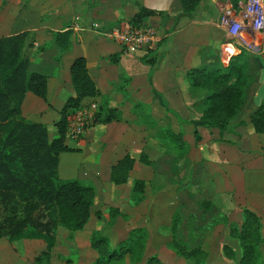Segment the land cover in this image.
I'll return each instance as SVG.
<instances>
[{
    "label": "crops",
    "instance_id": "crops-1",
    "mask_svg": "<svg viewBox=\"0 0 264 264\" xmlns=\"http://www.w3.org/2000/svg\"><path fill=\"white\" fill-rule=\"evenodd\" d=\"M239 2L201 0L193 14H186L180 0H0V39L22 36L21 55L26 57L22 60L27 71L48 78L47 102L28 92L21 105L22 117L31 123L38 121L46 125L49 128V139H55L57 129L54 126L60 119V112L67 101L75 96L71 65L75 59L84 57L89 74L101 93L100 97L86 99L84 103L99 104L106 98L109 107L119 111L123 106H128L129 110L148 107L158 127H171L175 133L184 131L182 134L188 146L194 149L191 152L200 157L201 167L206 170L209 167L216 168L218 178L226 181L227 195L233 193L235 198L243 197L248 188L246 185L258 180L264 181V136L257 134L248 120H245L246 124H231L233 129L224 132V143L219 141L221 134L218 130L202 131L201 128L209 125L201 122L198 117L194 118L191 111L203 108V100L196 97L209 91L193 90L189 95L191 85L187 77L188 72L195 68H227L232 58L241 55L248 58L244 53L252 58H264V34L260 50L250 52L234 45L228 32L221 26L226 10L229 7L235 10ZM140 7L157 13L154 17L146 18L141 26L152 30L156 41L141 46L126 45L113 37L111 30L132 27L130 22ZM67 30L74 33L73 45L69 52L62 54L54 41V33ZM33 44L44 49L37 56L32 57L31 54L27 57L26 48ZM48 44L50 50L45 48ZM112 58H118L117 64L113 63ZM145 58H150L148 64ZM259 70L263 75L260 79L264 90V65H259ZM250 82L252 84V80ZM254 82L258 83L256 79ZM118 96L122 100L113 102ZM250 101L255 102L251 108L253 112L259 103H264V91H254ZM28 104L40 106L44 114L27 112ZM35 116L40 120L35 121ZM45 117L51 124L43 120ZM117 125L119 127L115 126L111 134L118 133L122 148L120 155L111 156L114 155L116 142L108 134L110 125L105 131L99 130V125H93L80 140L67 139L66 144L73 151L60 155L59 179L71 180L89 174L87 180L95 187L97 183L103 182L111 185L109 190L112 191L118 186L110 181L111 167L127 152L136 160L129 180L142 164V153L152 162L143 134L140 130L135 133L132 128H138L139 125L135 126V121L129 119ZM195 125L199 128L202 141L191 146L187 133L190 132L188 128ZM51 126L55 128L54 132L50 130ZM245 133L252 134L260 149L253 152L243 148ZM207 142H212L208 148L204 145ZM75 155H80L81 159L77 160L73 157ZM247 175H250L249 179ZM139 180L145 182L144 178ZM96 191L98 200L97 187ZM147 202L146 199L142 200L134 209L137 211ZM249 207L253 208L252 205ZM101 219H104V215H101ZM83 231L74 233L80 235Z\"/></svg>",
    "mask_w": 264,
    "mask_h": 264
},
{
    "label": "rangeland",
    "instance_id": "rangeland-1",
    "mask_svg": "<svg viewBox=\"0 0 264 264\" xmlns=\"http://www.w3.org/2000/svg\"><path fill=\"white\" fill-rule=\"evenodd\" d=\"M50 47L48 44L45 48L50 50ZM43 49L44 47H36L33 44L28 49L26 48V56L30 57L31 54L32 57L37 56ZM244 55L248 56V58H241L247 76V84L244 88L246 96L236 116L229 121L226 130L233 129L231 126L233 123L246 124L245 120L250 121V116L260 106H264V103L261 102L251 112V108L255 103L250 101L252 93L257 92L259 89L261 92L264 91L260 79L263 75L259 70V65H264V58H252L245 53ZM22 58L26 57L22 56ZM195 69L215 71L221 68L201 67ZM3 78L4 76L0 75L1 82ZM255 79L258 82L257 84L254 82ZM123 83L126 84L125 81ZM189 83L191 85L189 95L194 92L193 90H200V88L193 87L190 81ZM210 94L209 91L205 95L201 94L196 97L200 101L203 100L204 106H202V109L191 111L194 118L198 117L201 121L207 105L206 100ZM121 100L122 97L118 96L113 102ZM105 101H107L106 98L99 104L97 103L98 107L104 105ZM26 109L27 112L44 114L38 105L28 104ZM35 109L36 111H33ZM120 113L119 121L111 124H97L99 130L104 131L110 125L108 134L116 142L113 147L114 155L111 156L120 155L122 149L120 148L121 142L118 140V133L112 135L113 132L111 134V131L115 129V126L119 127L117 124L129 119L135 121V126L139 125L138 128H132L135 133L140 130V133L143 134L147 151L150 152L153 159L151 164L144 165L142 163L136 174L132 175L128 185H120L117 189L112 188V191L109 190L111 185L103 182L97 183L98 200L93 207L92 221L88 223L83 231L84 233L82 232L83 234L77 235L60 227L56 230L54 239H49L45 235L34 232L17 235L13 238L0 236V264H96L99 256L91 248L90 243L93 232H98L100 236L108 239L112 248H117L121 242L128 240L130 237L134 241H138L137 245L134 244L132 256L127 255L122 261L115 264H146L150 257H157L162 264H194L192 260H187L179 253L174 246L175 242L188 251H202L205 254V264H238L242 257V247L239 239L231 234V230L235 227L240 229L244 222L245 210L260 216L264 236V197H261L264 196V181L258 180L253 184L246 185L248 186L246 196L235 198L233 193L227 195L225 188L228 184L226 181L223 178L222 180L218 178V175L215 174L216 168L209 167L206 170L201 167L200 157L192 153L191 149L193 147L188 146L185 138L187 150L184 152L177 150L170 144H163L159 141V136L171 127H158L157 120L148 107L143 106L138 110L135 107L129 110L128 106H123ZM103 118L101 116L99 121H102ZM34 120L40 119L35 116ZM43 120L48 121L47 117ZM42 125L46 127L49 135V128L44 124ZM54 127L51 126L50 128L52 132L55 130ZM175 129L177 128L175 127ZM203 129L218 130L221 134L219 141L224 143V132L222 133L219 129L211 126L201 128L202 131H204ZM171 130L173 131V129ZM188 130L190 132L187 133V139L191 146L202 141L201 136L199 139L195 136L196 132L199 131L197 125L188 128ZM180 132L184 133V131ZM214 137L216 138V136ZM244 137L246 142L243 148L245 150L255 152L260 149L257 143L254 142L251 133H245ZM208 144H212V142H207L204 145L208 148ZM190 153H192V156H189ZM73 157L77 160L81 159L80 155ZM81 177L77 180L93 184L90 180H87V178H90L89 174H82ZM249 177L250 175H247V179ZM140 178L145 179L146 186L143 191V200L146 199L148 202L136 211L134 208L142 202V200L138 201L142 194L135 192L133 186L134 182ZM249 205H252L254 210ZM10 206L17 208V217H25L26 205L22 199L11 203ZM117 210L120 211V214L116 216ZM13 215L12 212H5L0 204V224H4L5 218ZM99 215L100 218H98ZM101 215H104L103 220ZM174 220L178 221L175 237H173L172 231ZM4 230L7 232L10 228L5 227ZM225 247L234 252L235 259L226 256ZM260 254L261 264H264V243L260 245Z\"/></svg>",
    "mask_w": 264,
    "mask_h": 264
},
{
    "label": "trees",
    "instance_id": "trees-1",
    "mask_svg": "<svg viewBox=\"0 0 264 264\" xmlns=\"http://www.w3.org/2000/svg\"><path fill=\"white\" fill-rule=\"evenodd\" d=\"M180 2L184 13L193 14L201 0ZM239 8L240 5H237L235 11ZM156 15V12L140 7L130 23L134 27H141L146 18ZM73 34L71 30L54 33V41L62 54L70 51ZM22 39V36L0 39V75L4 76L3 81L0 80V204L5 212L14 214L5 218L4 224H0V236L13 238L34 232L54 239L55 232L60 227L73 233L84 230L97 203V191L93 184L77 179H59L58 166L60 155L73 151L66 144L70 116L86 99L100 97L101 93L89 74L86 58L75 59L70 68L75 96L61 110L60 119L55 124L57 137L50 140L45 126L29 122L21 114V105L28 92L45 102L48 98V78L39 73H29L22 60ZM241 57L242 55L232 58L227 68L215 71L192 69L187 74L193 87L211 92L201 121L222 133L228 128L229 121L236 116L245 97L247 76ZM117 60L118 58H112L114 64H117ZM144 61L148 62L149 58ZM120 114L118 109H111L105 101L99 107L93 125L119 121ZM101 116L104 118L99 121ZM250 121L254 131L264 135V106H260L250 116ZM195 136L200 138L198 132ZM159 141L170 144L181 152L187 150L184 135L171 129L161 134ZM135 162L130 152L117 160L111 167V183L115 186L127 184ZM140 162L151 164L144 153L140 156ZM145 186L143 180L134 182L133 190L142 194L138 201L143 200ZM19 199L26 205L24 218L17 217V208L10 206ZM119 214L120 211L117 210L115 215ZM5 227L10 230L5 232ZM177 228L178 221L174 220L173 237L176 236ZM231 234L239 239L242 247V257L238 264H261L260 245L264 243V236L260 216L245 210L242 226L240 229L233 228ZM90 243L99 256L96 264H115L127 255L132 256L134 244L137 245L138 241L130 237L117 248H112L108 239L93 232ZM174 246L187 260H192L194 264H205V254L202 251H188L176 242ZM225 254L235 259L234 252L228 247H225ZM146 264L162 263L157 257H150Z\"/></svg>",
    "mask_w": 264,
    "mask_h": 264
},
{
    "label": "built area",
    "instance_id": "built-area-1",
    "mask_svg": "<svg viewBox=\"0 0 264 264\" xmlns=\"http://www.w3.org/2000/svg\"><path fill=\"white\" fill-rule=\"evenodd\" d=\"M239 4L237 12L233 7L226 10L221 26L228 32L234 45L250 52L260 50L264 34V0H240ZM111 34L126 45L141 46L156 41L152 30L142 27H118L112 29ZM98 109L97 102L83 103L69 118L66 138L80 140L93 126Z\"/></svg>",
    "mask_w": 264,
    "mask_h": 264
}]
</instances>
